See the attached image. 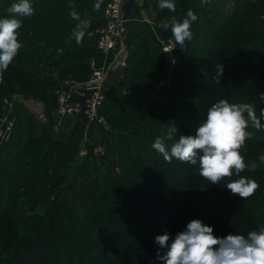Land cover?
Returning <instances> with one entry per match:
<instances>
[{
  "label": "rangeland",
  "instance_id": "1",
  "mask_svg": "<svg viewBox=\"0 0 264 264\" xmlns=\"http://www.w3.org/2000/svg\"><path fill=\"white\" fill-rule=\"evenodd\" d=\"M8 1L11 0H0V18L12 17V14L7 11L11 6L10 3H6ZM109 1L101 5L103 6L102 12L94 17L91 8H94L95 0H47L48 3H44L45 13L42 18H33L27 24L22 23V27L18 30V39L22 47L7 71L0 76V128L5 126L3 111L6 106L7 111L9 108L5 100L15 97L30 103H44L51 120L47 124H40L34 117L33 111L36 108L35 110L32 108V111L17 107L15 116L8 114V119L16 123L17 131L14 138L8 143L9 139L5 141L0 136V212L9 211L15 215L12 221L0 219V225L5 227L3 231H0L1 264L37 263L38 258L29 250L31 227L38 226L42 221L52 220L53 214L51 213L54 212V206L59 203L66 207L73 206L76 214L80 215L83 212L81 206L83 191L86 187L92 189V181L108 173L110 162L103 160L104 158H112L116 162L111 170L114 176L123 172L124 167L121 161H118L116 137L121 133L122 127L129 129L130 127L152 126L155 130L162 125L163 118L160 112H156L151 118L142 117L147 111L144 97H147L151 91H156L161 80H168L165 84L170 90L168 97L179 100L182 98L195 99L197 104L200 102L202 104L199 109L205 111L204 100L189 93L188 86L181 87L180 79L184 74L177 71L175 66H170L169 61L167 60V63L165 56L161 53L160 46L163 52V46L172 40L171 31L164 28L163 32L158 30L159 43H156L155 38L146 34V29L141 25L126 26L125 23L126 30L129 29V35L125 39V45L128 48L127 58L129 57L134 62L130 63L132 79L125 80L122 85L113 88L112 91L110 87H107V82L105 84L106 93L110 91L111 94L115 93L117 96L115 101L111 100L112 96L109 97L108 107L106 109L105 104L101 113L109 118L110 126L99 122L91 123L88 117L82 115L78 117L82 121L77 126L76 132L73 133L72 130V119L75 117L66 119L60 132L53 130V125L58 122L59 92L74 81L88 80L93 70L101 67L89 62L97 51L106 56V53L99 49L94 33L101 19L105 17L104 9ZM188 1L198 11L200 20L194 41L185 48L190 47L189 51L185 50L186 53L200 60L194 62L195 67L192 66L191 74L201 73L202 76L209 78L216 75L214 65L202 62V59L208 57L206 54L208 50L220 46L216 40H221L224 32H219L218 29L222 25H227L228 31L239 47V51L230 53L228 56L230 66L237 68L239 73L246 77L244 81L251 83L252 87H261L264 84V5L262 3L264 0ZM173 2L176 5L174 12L160 9L157 6L161 25L164 22L169 24L173 21L179 22L178 17L181 13L177 8L179 2L178 0H173ZM157 3L159 4V0ZM67 7L71 8L68 10ZM63 9L68 10L67 15ZM54 10H57V14L52 13ZM70 10L72 12L81 10V14L76 12L80 20H86V17L92 16L88 19L91 28L88 31L84 30L85 34L79 44L73 35L79 21L72 18ZM41 12L43 13V10ZM61 15L67 20H63ZM245 17L250 18L246 24H243ZM242 29L245 31L242 32ZM236 30L238 36L232 34ZM225 43L234 45V41L225 40L221 45ZM122 44L119 43L120 46ZM118 49L112 52L115 53ZM173 51L179 61L180 47L174 41ZM161 56L163 57L159 61L158 57ZM225 57H227L226 54L222 59ZM78 63H89L90 65L84 80L74 79L75 70H66L67 67H73ZM146 69L156 74L158 81L149 80ZM254 73L257 78H254ZM251 95H253L252 92H249L247 97ZM142 100L145 104H142ZM252 101L261 103L262 108L256 112L257 117H260L261 109H264V92L261 90L257 92L256 96L252 97ZM30 114L34 119L28 123L26 121L28 119L24 117L28 118ZM132 114L134 118L128 120V125L119 126L118 122L113 123L110 118L128 119ZM261 123L264 124V118H261ZM195 124H198L197 121ZM40 126L43 127L39 130ZM45 128L52 129L51 136L58 141L56 145H59L60 139L73 133L72 140L60 148L57 146L51 148L50 143L52 142L43 138V135H47L44 133ZM40 137L42 138L39 139ZM100 144L104 147L105 154L95 151V146H100ZM94 157L98 165H95ZM60 177H66V181H59L56 184ZM67 210H69L68 207ZM258 213L264 216V204L258 209ZM197 219L213 227L215 232L214 220L202 217ZM22 230L28 233L23 234Z\"/></svg>",
  "mask_w": 264,
  "mask_h": 264
},
{
  "label": "trees",
  "instance_id": "2",
  "mask_svg": "<svg viewBox=\"0 0 264 264\" xmlns=\"http://www.w3.org/2000/svg\"><path fill=\"white\" fill-rule=\"evenodd\" d=\"M106 1L103 0L102 4ZM16 2L18 0L6 3L12 5ZM178 2L177 8L181 12L178 17L179 22L186 18L188 10H192L198 19L191 24L192 39L186 40L183 47L179 45L181 58L175 68L184 74L180 79L181 87L188 86L189 93L204 100L205 111L199 109L202 104L201 102L197 104L195 99L179 100L168 97L170 90L167 85L151 91L147 97H144L146 104L143 100L142 104L146 105L147 111H143L142 117L151 118L156 112H160L163 118L162 125L155 130L152 126L129 129L122 127L121 133L116 137V150L119 152L118 161H121L124 167L123 172L114 176L111 170L116 162L112 158H104L103 160L110 162L108 175L97 177L92 181L93 190L85 188L81 196L83 212L80 215L76 214L73 206H67L69 209L67 210L66 206L59 203L54 206V212L51 213L52 220L48 219L47 222L42 221L38 226L31 227L29 250L38 258L35 264H159L154 259L159 248L155 243V237L165 233L174 237L193 219L202 217L214 220V234L217 237H224L230 233L246 236L248 232L259 230L264 225V216L258 213V209L264 204V162L259 160V157L264 155V131L250 127L248 131L252 136L246 140L241 149V154L249 166L240 175L254 179L259 184L254 195L246 200L233 196L225 186L231 180L239 178L235 174L231 178L222 180L220 184H211L199 175L198 165L184 164L176 159L168 163L152 148L155 139L158 136H166L172 126L176 128L177 133L173 134V140L165 141L169 150L172 143L178 140L179 135H194L197 126L206 119L208 109L221 99H226L230 103H251L255 107V112L262 108L261 103L252 101V97H255L260 90L264 92V84L261 87H252L251 83L244 81L245 76L241 75L237 68L230 66L228 56L239 51V47L228 31L227 25H222L218 29L219 32H224L223 38L216 40L220 46L208 50L206 53L208 57L202 59V62L207 64L223 65L224 71L220 83H215L212 81L213 78L202 76L201 73L191 74L192 66L195 67L194 62L200 60L186 53L185 50L189 51L190 47L185 48L194 41L200 20L198 11L190 1L178 0ZM30 3L34 9L32 16H15L23 24H27L33 18H42L45 13L44 3L48 2L30 0ZM262 3L264 5L263 1ZM102 7L99 11L91 8L94 17L102 12ZM69 8L71 7H67L68 10ZM68 10L63 9L66 15ZM75 12L81 14V10ZM52 13L57 14V10ZM90 17L92 16L86 17V20L89 21ZM249 18L245 17L242 23L246 24ZM90 28L89 24L85 30L88 31ZM168 30L171 31L170 28ZM160 31H164L163 27ZM243 31L245 30L242 29ZM236 33L237 30L235 33L232 32L235 35ZM224 40L234 41V45L229 43L221 45ZM225 54L227 57L222 59ZM128 60L129 64L133 62L130 58ZM89 66V63H78L73 67H67L66 70H75L74 79L84 80ZM146 71L149 80L158 81L156 74L147 69ZM254 78H257L255 73ZM201 89H205V93ZM249 92L253 95L247 97ZM113 94L107 96L106 109L109 97L112 96L110 97L112 101L117 98L116 94ZM133 116L134 114L128 119L110 118L113 123L118 122L120 126L128 125V120L133 119ZM24 119H28L26 121L30 123L34 118L30 114ZM16 131L17 129L8 143L12 141ZM72 137L73 133L60 139L59 145H56L57 139L43 135V138L52 142L51 148L56 146L60 148L70 143ZM93 161L98 165L95 157ZM253 164L255 167L252 166ZM65 178H58L56 184L59 181L65 182ZM14 216L9 211L0 212V219L12 221ZM4 228L0 225V231ZM22 233L28 231L22 230Z\"/></svg>",
  "mask_w": 264,
  "mask_h": 264
},
{
  "label": "clouds",
  "instance_id": "3",
  "mask_svg": "<svg viewBox=\"0 0 264 264\" xmlns=\"http://www.w3.org/2000/svg\"><path fill=\"white\" fill-rule=\"evenodd\" d=\"M102 3L103 0H97L93 5L94 9L99 11ZM158 6L173 12L176 9L173 0H159ZM7 11L14 15L11 18H0V76L7 71L22 47L18 39V30L22 23L15 16L34 14L30 0H18ZM70 15L79 21L73 32L79 44L85 34L84 30L89 27V21L80 20L75 11ZM197 19L193 11L188 10L182 22L162 23L161 27L171 29L169 49L173 41L183 47L186 40L192 39L191 24ZM214 67L216 75L213 80L219 84L224 68L222 64ZM261 118H264V109H261L260 117H257L253 104L230 103L221 99L208 109L206 119L197 126L194 135H179L169 150L165 141L173 140V134L177 133L172 126L166 136L155 139L152 148L168 163L176 159L198 165L199 175L211 184H220L222 180L235 174L239 178L231 180L225 186L233 196L246 200L254 195L259 184L254 179L240 175L249 166L241 154V149L252 136L248 131L250 127L264 131ZM259 160L264 162V155ZM252 166L255 167L254 164ZM155 243L159 248L154 259L159 264H264V226L248 232L246 236L230 233L217 237L213 227L200 219H193L174 237L168 233L157 235Z\"/></svg>",
  "mask_w": 264,
  "mask_h": 264
},
{
  "label": "built area",
  "instance_id": "4",
  "mask_svg": "<svg viewBox=\"0 0 264 264\" xmlns=\"http://www.w3.org/2000/svg\"><path fill=\"white\" fill-rule=\"evenodd\" d=\"M126 0H110L104 9V18L98 24V28L94 33V38L98 42L99 49L106 53V62L99 68H95L90 78L86 81H74L65 89L59 92L57 116L58 122L53 125L55 132H60L64 121L70 117H80L85 115L89 122H99L103 125L110 126L109 118L101 115L103 107L106 103L108 94L105 91V84L109 76L119 71L127 63L128 48L125 45L127 31L125 28V19L123 18V6ZM119 43H123L122 46ZM117 52H112L115 49ZM172 50L165 52V50ZM167 59L171 66H175L178 62L177 56L174 54L173 45L169 49V44L163 46ZM113 53V54H112ZM168 80H161L158 87L164 86ZM5 104L9 105L8 111L5 107V126L0 128V136L3 140H8L15 131L16 123L8 119V114H13L17 107L26 110L32 108L35 120L40 124H47L51 118L49 112L44 107V103H30L22 98L15 97L6 99ZM34 104V106H32ZM95 151L99 154H105L106 151L102 144L95 146Z\"/></svg>",
  "mask_w": 264,
  "mask_h": 264
},
{
  "label": "crops",
  "instance_id": "5",
  "mask_svg": "<svg viewBox=\"0 0 264 264\" xmlns=\"http://www.w3.org/2000/svg\"><path fill=\"white\" fill-rule=\"evenodd\" d=\"M123 16L126 19V26L141 25L142 27H144V29H146V34H150L153 39L155 38L154 41H156V43H159V36L157 34V31L160 30L161 23L159 22L160 17L159 10L157 8V0H126L123 6ZM126 31L128 35L129 29ZM160 48L162 55L165 56V60L168 63L166 53L164 51L162 52V46H160ZM163 56L158 57L159 61H161V58ZM128 59L129 57L127 58V63L124 67L109 76V79L107 81V87H110L111 91L114 90L113 88H118L119 85H122L125 80H128L132 77V73L130 72L132 66L131 64H129ZM89 62L90 64H94L95 66H102L106 62V56H104V54H102L101 52L97 51L96 55L91 57ZM107 94L109 95L111 94V92L108 91ZM81 121L82 119L77 117L72 119L73 126H71L73 127V129H71L73 130V133L76 131L77 126H79V123ZM42 127L40 126L39 130ZM44 133L51 136L52 129L48 128L47 130L45 128Z\"/></svg>",
  "mask_w": 264,
  "mask_h": 264
},
{
  "label": "water",
  "instance_id": "6",
  "mask_svg": "<svg viewBox=\"0 0 264 264\" xmlns=\"http://www.w3.org/2000/svg\"><path fill=\"white\" fill-rule=\"evenodd\" d=\"M155 96V95H154Z\"/></svg>",
  "mask_w": 264,
  "mask_h": 264
}]
</instances>
